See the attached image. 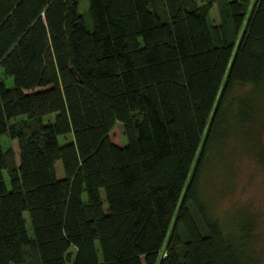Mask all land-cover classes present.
I'll return each instance as SVG.
<instances>
[{"label":"trees","instance_id":"1","mask_svg":"<svg viewBox=\"0 0 264 264\" xmlns=\"http://www.w3.org/2000/svg\"><path fill=\"white\" fill-rule=\"evenodd\" d=\"M81 1L0 0V264H264L202 186L264 160V0Z\"/></svg>","mask_w":264,"mask_h":264},{"label":"rangeland","instance_id":"2","mask_svg":"<svg viewBox=\"0 0 264 264\" xmlns=\"http://www.w3.org/2000/svg\"><path fill=\"white\" fill-rule=\"evenodd\" d=\"M85 3V0L79 3L78 11L87 19ZM208 18L212 23H217L219 21L215 5H212L209 9ZM87 23L89 26V20ZM0 78L6 85L10 84L9 79L3 76L1 70ZM21 120L22 117H15L9 122L12 125H19ZM108 137L111 142L117 145H122L124 143L125 140L120 123L116 122L114 124ZM67 139H69V135L59 137L60 142ZM0 146L3 149L10 147L17 157V147L14 139H9L7 136L1 135ZM262 146L264 150V135L262 138ZM231 164H233V169L230 174L228 172L223 174L214 166L209 171H206L202 179V186L204 187L205 194L209 197L213 205L214 213L225 221H229V215L232 210L246 204H250L251 210L259 212L257 241L259 245L264 247V160L262 163L258 162L253 156H247L244 152L239 150L234 155ZM55 170L56 175L61 176L62 171L59 161L55 162ZM219 189H221V191H219ZM100 194L102 195L101 190ZM103 205L105 206V202ZM22 215L25 220L26 232L30 236L31 229L27 213L24 211ZM162 254L163 251L160 249L159 256Z\"/></svg>","mask_w":264,"mask_h":264}]
</instances>
